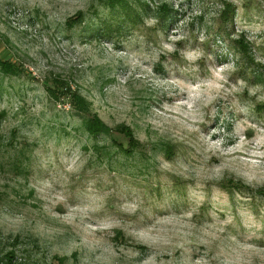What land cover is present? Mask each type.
Returning <instances> with one entry per match:
<instances>
[{
	"label": "rangeland",
	"instance_id": "rangeland-1",
	"mask_svg": "<svg viewBox=\"0 0 264 264\" xmlns=\"http://www.w3.org/2000/svg\"><path fill=\"white\" fill-rule=\"evenodd\" d=\"M125 1L0 0V57L21 67L0 74V246L39 264H264V0H223L224 24L220 0H143L172 8L163 24ZM222 30L257 65L238 72ZM55 76L140 147L83 131L48 97Z\"/></svg>",
	"mask_w": 264,
	"mask_h": 264
},
{
	"label": "trees",
	"instance_id": "trees-1",
	"mask_svg": "<svg viewBox=\"0 0 264 264\" xmlns=\"http://www.w3.org/2000/svg\"><path fill=\"white\" fill-rule=\"evenodd\" d=\"M98 4H104V6L109 8L124 9L126 8L125 0H93ZM142 9L143 13H152L156 17L160 24H163L165 20L171 17L173 11L170 6L165 4H159L153 10L149 11L148 5L143 0H136ZM220 6L222 7L220 15H218L221 23H226L229 20L231 21L233 17L232 7L230 3L220 0ZM82 21V13H78L73 20H69L66 23V26L70 27L73 23H80ZM221 35L225 36L227 39L226 45L228 49L232 52L235 60L236 70L239 72L241 67L254 66L257 63L254 61V58L251 54V49L247 41L245 40L242 34L236 36L235 40L229 38L225 30L221 31ZM0 74L6 76L20 75L21 67L15 63H10L7 60H3L0 57ZM45 91L48 97L53 101L59 100H69L77 118L80 119V124L88 135L98 138L100 135L109 136L113 144L124 153V155H131L135 149L140 147V143L134 137V132L129 125H124L122 123L116 124L113 128L108 127V125L91 109V103L84 97H82L76 89H72L71 85L67 80L60 76H55L54 78L49 79V84L45 87ZM118 136L123 137L125 140V145L118 138ZM160 147L164 152L165 158L169 159L173 154V145L160 141ZM219 187L223 191L229 193L231 189L240 191L243 188V185L240 182L234 180L233 178H228L226 181L219 182ZM256 195L264 197V188H257L253 191ZM123 233L117 231L115 235L116 240H122ZM19 244L18 238H13V241L9 243L10 248H7V245L0 246V264H39L38 260H31L30 256L26 253V249L22 250L23 256L19 258L20 251L17 247ZM140 248L143 247L140 245ZM26 251V252H25ZM25 252V253H24ZM57 263L62 264L65 260V257L57 258L55 256Z\"/></svg>",
	"mask_w": 264,
	"mask_h": 264
}]
</instances>
